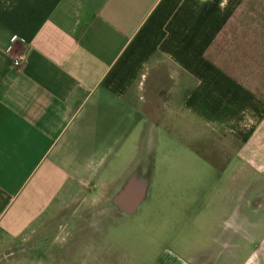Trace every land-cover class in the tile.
Instances as JSON below:
<instances>
[{"label":"crops","instance_id":"0c3cea01","mask_svg":"<svg viewBox=\"0 0 264 264\" xmlns=\"http://www.w3.org/2000/svg\"><path fill=\"white\" fill-rule=\"evenodd\" d=\"M158 59L235 148L137 106ZM153 170L159 264H264V0H0V264H120Z\"/></svg>","mask_w":264,"mask_h":264},{"label":"rangeland","instance_id":"374dc122","mask_svg":"<svg viewBox=\"0 0 264 264\" xmlns=\"http://www.w3.org/2000/svg\"><path fill=\"white\" fill-rule=\"evenodd\" d=\"M154 63L153 90L146 94L147 104H137V106L143 108V112H146L170 131L183 133L186 143L191 146L199 147L201 150L206 148L215 150L235 148L234 142L220 143L208 137L207 134L204 135L205 138L208 137L207 140L201 142L191 139L192 132H206L179 110L180 104L178 102L185 94L184 88L178 87L171 92L165 90L171 66L162 59L155 60ZM180 82L184 83L185 79L181 77ZM156 85L159 87L157 88ZM139 176L151 183L148 194L145 196L138 214L120 224V228L114 231L113 234L110 232L108 239H112L113 236L114 240L120 244V264H159V257L163 250L160 242L161 196H173L175 190H164L162 195L159 187L162 174L159 170L158 172H155V170L153 172L141 171ZM171 192L172 194H170Z\"/></svg>","mask_w":264,"mask_h":264},{"label":"built area","instance_id":"2783aa9c","mask_svg":"<svg viewBox=\"0 0 264 264\" xmlns=\"http://www.w3.org/2000/svg\"><path fill=\"white\" fill-rule=\"evenodd\" d=\"M12 39H13V38H12ZM12 39H11V42L15 41V40L12 41ZM10 48H11V46H9V47L7 48V50H9ZM23 60H24L23 55L18 56L16 59L13 60V63H12V64H13V67H15V68L20 67L21 64L23 63Z\"/></svg>","mask_w":264,"mask_h":264}]
</instances>
